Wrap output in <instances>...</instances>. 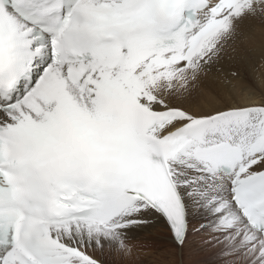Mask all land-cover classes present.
I'll list each match as a JSON object with an SVG mask.
<instances>
[{"label":"snow or ice","instance_id":"1","mask_svg":"<svg viewBox=\"0 0 264 264\" xmlns=\"http://www.w3.org/2000/svg\"><path fill=\"white\" fill-rule=\"evenodd\" d=\"M249 66L264 0H0V264H264Z\"/></svg>","mask_w":264,"mask_h":264},{"label":"bare ground","instance_id":"2","mask_svg":"<svg viewBox=\"0 0 264 264\" xmlns=\"http://www.w3.org/2000/svg\"><path fill=\"white\" fill-rule=\"evenodd\" d=\"M258 63L259 62L257 61V65ZM242 76L243 79L237 82L238 89L250 88L254 91V94H258V96L264 95V66H249L242 71ZM204 86V89L207 93L202 98V101L200 103L205 106H210L211 104L216 102V92L222 87V85H219L217 83H207ZM204 89L202 90V92H204ZM166 234V232L160 231L155 233L153 237L148 238L149 240L154 241L150 243L153 245L154 250H152L149 246L150 252L146 253L147 258H150V256H154V253L156 254L158 250L165 247L164 238H166ZM147 258L136 261L134 264H150ZM129 260L130 259L121 260L120 262H128Z\"/></svg>","mask_w":264,"mask_h":264},{"label":"rangeland","instance_id":"3","mask_svg":"<svg viewBox=\"0 0 264 264\" xmlns=\"http://www.w3.org/2000/svg\"><path fill=\"white\" fill-rule=\"evenodd\" d=\"M204 88L205 86H203L202 90ZM202 90L199 95V102L202 101V98L207 93L205 89L204 92H202ZM256 95L258 96V94ZM166 235H167L166 238H164V244H165V247L163 248L164 251L160 255L154 253L153 254L154 256H150V258H147L146 253L150 252L149 246L152 250H154L153 245L150 243L146 244V242L142 241L137 244V248L139 249L141 248V245H143V250L138 251L137 255L134 258L130 259L128 262H120L121 259L119 257H115L111 261V264H134L136 261H139L144 258H147L150 264H187L186 257H181V255L174 249L173 246L165 243V241L168 238V234ZM197 243L199 244V241H197ZM215 251H216L215 249L208 247L196 259L199 262V264H205L208 258L212 256Z\"/></svg>","mask_w":264,"mask_h":264}]
</instances>
